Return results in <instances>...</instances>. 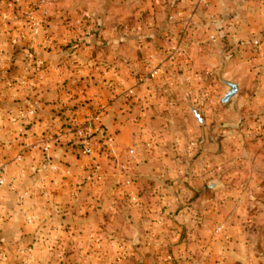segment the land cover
<instances>
[{
	"label": "crops",
	"instance_id": "0c3cea01",
	"mask_svg": "<svg viewBox=\"0 0 264 264\" xmlns=\"http://www.w3.org/2000/svg\"><path fill=\"white\" fill-rule=\"evenodd\" d=\"M197 1L62 0L61 13L14 30L0 15L4 246L31 244L44 264L40 248L60 232L79 264L249 263L234 250L235 219L264 191L235 172L233 145L247 140L232 136L251 135L239 125L264 101V46L253 43H264V0ZM228 81L238 93L224 104ZM93 113L101 123L88 128ZM248 143L247 166L264 170V142Z\"/></svg>",
	"mask_w": 264,
	"mask_h": 264
},
{
	"label": "rangeland",
	"instance_id": "374dc122",
	"mask_svg": "<svg viewBox=\"0 0 264 264\" xmlns=\"http://www.w3.org/2000/svg\"><path fill=\"white\" fill-rule=\"evenodd\" d=\"M61 1L62 0H0V15L12 22L13 27L9 26L7 30H14L21 25H24L25 27L27 25L30 26V24L23 22H31L36 17H47L50 15L51 9H54L56 14H59V11L61 13L64 8L63 5H60ZM52 3L55 4V6L51 8ZM33 25H35L34 22ZM79 44L80 42L78 39H76L69 43V46L76 47L79 46ZM36 66L38 69H43L45 62L42 59H38ZM227 86L229 90L230 86L228 83ZM225 94L226 92L218 93L219 97L222 96L220 99L222 103H224L223 97ZM236 96L237 94L232 97L229 102H231ZM199 112L201 113L202 111ZM197 120L200 123L204 122V119L200 121L197 118ZM239 126L247 127V129L251 131V135L248 137L245 134H237L232 136L233 139H243L247 141H242V144L238 146L233 145V156L231 157V162H236L235 164L237 165L238 170L236 169L235 172L239 171V168L245 169V173H239L240 177L242 176L243 182L247 184V187L257 190V188L263 186L262 190L264 191V170L261 168L256 169L251 166H247L248 164H251L250 161H254L257 157V150L253 149V145L248 143V140L253 143L260 141L263 144L264 142V101L259 114L254 118L243 120ZM201 138L202 137L200 136V139ZM220 149L221 147L214 152L217 154ZM191 157L195 158L194 155H191ZM213 160L215 161L214 167H211L209 171L210 178L212 180L208 183V186L212 189H217L219 186H221L220 179L221 175L224 173L222 167H220L222 166L221 163H223V160L222 157H214ZM253 177L257 178L256 184L251 182ZM208 186H206L205 189H209ZM257 192L260 194L262 191L257 190ZM241 205H243L241 213H239L237 218L234 219L236 220L237 224H240L238 225L239 228L237 229V232L241 235L240 237H242L241 241L243 242V245L241 247L234 248V250H238L241 255H245V258L249 259V263L247 264H264V198L246 197L241 200ZM45 233V236H47V234H51V232ZM219 234L220 232H218V235ZM227 235L224 233V238H230L231 241H233V235ZM54 238L56 239L54 243L51 242V244L40 248V254H42L41 256L44 257L45 260L44 264H79V255L77 256L76 254L79 253V248L74 246L69 247L66 243L68 238L63 233L58 232ZM56 242L57 245L55 244ZM98 249L101 250L100 246ZM80 250H82V248ZM215 250H217L216 254L220 255L225 251V247L224 245H218L216 246ZM73 254H75L74 257ZM70 257L73 258L71 259ZM228 257H230L229 254L227 258ZM188 259L189 262L192 261V258ZM71 260L72 263L70 262ZM34 261V248L31 244L22 245L16 243L14 246H4L3 243L0 242V264H32Z\"/></svg>",
	"mask_w": 264,
	"mask_h": 264
},
{
	"label": "built area",
	"instance_id": "2783aa9c",
	"mask_svg": "<svg viewBox=\"0 0 264 264\" xmlns=\"http://www.w3.org/2000/svg\"><path fill=\"white\" fill-rule=\"evenodd\" d=\"M207 5H208V0H198L197 1V7H205ZM253 43H254L256 48H262L264 46V43L260 38H256L253 41ZM95 123H101L100 116L98 113L91 114L89 116V118L87 119L88 128H91ZM87 138H88V136H87ZM83 151L88 156H93L94 152H95L93 146L90 143H88L87 140L84 144ZM131 152L133 153V150H131ZM3 183H4L3 170L0 169V185H2Z\"/></svg>",
	"mask_w": 264,
	"mask_h": 264
},
{
	"label": "water",
	"instance_id": "95a60500",
	"mask_svg": "<svg viewBox=\"0 0 264 264\" xmlns=\"http://www.w3.org/2000/svg\"><path fill=\"white\" fill-rule=\"evenodd\" d=\"M227 83L229 84L230 88H229V90L226 92L225 96L223 97V102H224V103L229 102V101L231 100V98L234 97V96L237 94V92H238V86H237L235 83L230 82V81H228ZM192 110H193L195 116H196L200 121H202L203 119H202V117H201V113L197 110V108L192 107Z\"/></svg>",
	"mask_w": 264,
	"mask_h": 264
}]
</instances>
